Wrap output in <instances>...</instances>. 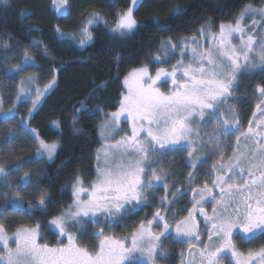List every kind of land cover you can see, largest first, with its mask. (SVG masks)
Listing matches in <instances>:
<instances>
[{"label":"snow or ice","instance_id":"6c2138e0","mask_svg":"<svg viewBox=\"0 0 264 264\" xmlns=\"http://www.w3.org/2000/svg\"><path fill=\"white\" fill-rule=\"evenodd\" d=\"M9 6V0H0V10ZM144 6L145 0H129L127 6L115 0H94L82 7L78 31H64L55 24L52 38L82 52L95 45V33L103 25L105 47L90 53L88 59L99 60L107 51L111 53L110 63L104 66L114 65L118 70L124 57L112 49L113 42L132 39L142 29L171 32V25L189 11L187 6L172 4L166 19L151 16L142 22L135 12ZM50 7L58 19L71 15V0H50ZM105 8L109 9L107 13ZM234 9L226 22L217 25L208 19L194 34L161 38L147 62L124 75L125 90L117 110L106 111L97 104L91 111V115L105 117L98 128L101 146L91 156L95 177L86 181L76 169L64 185H57L54 176L70 160L62 161L55 172L49 171L63 149L64 122L50 121V128L58 133L51 140L32 126L48 96L58 87L63 66L49 68V78L41 86L38 71L43 70L36 54L47 58L51 46L41 39L22 46L6 28L0 33L8 37L0 39V186L5 189L0 191V264H159L168 257L166 241L187 244L192 257L196 249L199 264H264V244L247 251L237 244V240L251 244L264 238V85L257 84L254 89L258 93L259 119L253 112V119L244 129L238 110V102L246 98L238 91L241 78L264 75V0H246ZM32 15L31 9L19 11L22 19ZM27 29L29 35L41 31L32 23ZM17 56L19 62L12 63ZM177 56L179 59L172 63ZM108 86L106 80H101L78 102V107H73V134L82 132L77 124L89 112L88 101H99L96 93ZM25 105L30 106L21 116ZM122 117L129 128L121 127ZM236 133L237 145L243 137L246 150L237 147L225 157L222 144ZM33 145L31 155L23 158L21 154ZM185 153V166L192 171L184 181L188 187L181 190L169 177L173 175L175 156L184 157ZM169 157L173 159L165 167ZM206 157H217L208 173L212 179L193 186L198 166L208 163ZM41 177L48 182L42 183ZM55 187L61 194L70 187L72 202L43 223L56 230L58 236L66 237L68 243H38L40 223L18 226L10 236L4 211L11 209L29 218L36 212L50 215L49 207L59 202L54 200ZM189 191L191 207L174 208ZM33 199L36 203L28 202ZM153 202L151 216L145 215L127 235L107 234ZM206 204L212 205L211 214ZM178 212L187 214L177 218ZM198 216L203 218V228ZM89 227L92 239L98 241L91 249L78 244L77 236L72 234L79 229V236L86 238ZM204 235L207 242L201 239Z\"/></svg>","mask_w":264,"mask_h":264},{"label":"trees","instance_id":"16d2710c","mask_svg":"<svg viewBox=\"0 0 264 264\" xmlns=\"http://www.w3.org/2000/svg\"><path fill=\"white\" fill-rule=\"evenodd\" d=\"M92 2H94V0H71V15L67 18L59 19L50 7V0H9L10 6L0 10V33H3L6 28L8 32L13 34L15 41H19L22 46L28 45L32 39H41L44 43L51 46V54L47 58L41 57L39 53L36 54L39 68L43 70L38 71V75L41 81H43L41 86L49 78V68H60L63 66V70L59 75L58 87L50 93L43 106V111L32 125L38 128L45 138L51 140L56 139L58 133L50 128V121L53 119H60L64 122V135L61 138L63 149L59 151L58 157L55 163L49 167V171L55 172L57 166L64 160H70L71 162L54 176L57 185H64L71 181L76 169H79L86 181L95 177V162L91 159V156L96 149L100 147L97 137L100 118L98 114L91 115V111L97 104H100L104 110L110 112L118 108L124 75L132 68L139 67L142 63L147 62L149 53L155 52L158 49V40L166 36L179 39L185 35L194 34L195 30L208 19L215 21V24L226 22L230 19V12L235 10L234 5L242 4L246 2V0H145V6L135 12L137 20L142 22L148 20L151 16H159L161 20L166 19L169 6L172 4H178L181 7L187 6L189 11L182 19L177 20L171 25V32L158 33L142 29L138 31L132 39L113 42L111 45L112 49L120 52L124 57L119 63L118 70L114 65L112 67L104 66L110 63L109 56L111 53L107 51H105L99 60L88 59L90 53L96 52L97 49L101 47H105L102 43L106 36L103 25L99 26V29L95 33V45L82 52L71 49L52 38L53 34L51 29L55 24H60L64 31H78L79 23L81 19H83L81 9L83 6ZM95 2H99V0H95ZM115 2L120 6H127L129 0H115ZM161 5L163 9L159 7ZM22 8L31 9L33 15L28 19L20 18L19 11ZM112 10L114 11L115 9ZM104 11L107 13L109 9L105 8ZM30 23L38 25L41 31L34 30L31 32V35H29L27 26ZM0 39H8V37L0 35ZM14 61L15 60H13L12 63H14ZM17 62H19V60ZM150 68L152 69L151 65ZM19 79L20 78L17 77V80ZM242 79L245 87L241 86L238 91L244 94L246 98L238 102V110L240 123L243 127L244 125H248V121L255 111L256 104L258 103L256 99L258 94L254 92V89L257 84L264 85V75L255 77L251 83L245 82L246 80L244 78ZM101 80H106L109 86L105 90L96 93V96L100 97L99 101L96 99L88 101L87 106L89 112L83 114L80 123L77 124V127L82 129V132L80 134H73L70 128L73 107H78V102L84 100L88 93L91 92L95 85ZM29 106L30 105L22 106L20 112H25L26 108ZM0 140L2 139L0 138ZM34 148L35 146L33 145L31 146V150L24 151V153L21 154L22 157L27 158L30 156ZM10 163H15V160H11ZM184 163V160L175 157V164L172 165L173 175L169 177V180L175 188L184 189L188 187L184 181L186 180L187 173L192 171V169L184 166ZM164 165L165 167L169 166L168 163ZM40 166L46 167L44 164ZM208 167V163L203 167L198 166V172L193 186L198 187L199 185H203L205 179H209L206 173ZM14 179H16V177H14ZM41 182L46 184L48 182L47 178L41 177ZM0 191H5V189L0 186ZM31 191L32 190L29 189V192ZM53 191L56 193L54 200L59 202L56 203L54 207H49L48 212L50 215H42L36 212L29 218L11 209L4 211L3 220L9 228V233L14 232V230L21 225L35 226V224L40 223V243H48L49 246H51L58 244L61 240L64 242L66 237L58 236L56 231L43 222L49 220L51 215H55L71 203V188L69 187L63 194L59 192L58 187L53 188ZM159 194L162 195V192ZM27 195L28 193H25L26 198ZM189 196L190 193L188 192L187 195L178 200L183 205L179 209L191 207ZM28 202L36 203V200L33 199ZM0 204H3V200H0ZM154 207L155 202H153L151 206L145 207L143 211L138 214L132 215L130 218L121 221L120 225L115 227L116 230L113 228L108 231L107 234L117 237L127 235L128 232L132 230L133 225L137 224L145 215L151 216ZM184 215H186V212H178L177 218ZM79 232V229H75L72 234L77 236V242L81 246L91 249L98 243V241L92 239L91 227L88 229L86 238L79 236ZM168 243V257L167 259L160 260L159 264H179L181 258L179 255L180 250H183L180 246L181 244L172 243L171 241H168ZM259 243L248 244L247 248H257L261 244H264V240H261V243ZM10 246H14L12 241H10Z\"/></svg>","mask_w":264,"mask_h":264},{"label":"rangeland","instance_id":"374dc122","mask_svg":"<svg viewBox=\"0 0 264 264\" xmlns=\"http://www.w3.org/2000/svg\"><path fill=\"white\" fill-rule=\"evenodd\" d=\"M53 11V10H52ZM111 22V21H110ZM218 25V24H217ZM201 42L203 43V40H201ZM176 59H179V56H177V57H175L174 59H172V63H175V61H176ZM15 61H14V63L15 62H17L18 60H19V56H17L15 59H14ZM13 62V61H12ZM166 66V65H165ZM151 69V68H150ZM152 70V72L154 73V71H155V69L154 68H152L151 69ZM28 73L26 72V73H24V75L26 76ZM257 76H261V74H256V75H253V76H243L242 78H244L246 81L245 82H247V83H251L252 82V80L255 78V77H257ZM20 78V77H19ZM241 78V86H244V82H243V79ZM123 81V80H122ZM41 83H43V81H41ZM245 87V86H244ZM125 89H124V87H123V84H122V92L124 91ZM162 90H166V88H162ZM258 94V93H257ZM13 98H14V94H13ZM10 106V103L9 104H6L5 105V107L7 108V107H9ZM119 106V105H118ZM117 110V109H116ZM115 110V111H116ZM254 112H256V118L257 119H259V116H260V114H259V112H257V110H256V108H255V111ZM25 113H26V111L25 112H23V113H19V115H21V116H23V115H25ZM99 115V118H100V121H99V125L105 120V117H103L102 115H100V114H98ZM253 119V116H251L250 117V119L249 120H252ZM121 120H122V123H121V127H123V128H129L130 126L128 125V124H126V123H124L123 122V117L121 118ZM249 122V121H248ZM99 125H98V128H99ZM248 126V125H247ZM247 126L246 125H244L242 128H244V129H246L247 128ZM239 135V133H236V135H233V136H229L228 138H227V140L222 144V148H223V150H224V155H225V157H229V156H231L232 155V150L233 149H236L237 147H239V149L240 150H246L245 148H244V145H245V143H246V141H245V139L243 138V137H241V139H240V143H239V145H237V142H236V136H238ZM97 137H98V141H99V143H100V141H101V137H100V133H99V131H98V129H97ZM1 139H2V137H0ZM119 137H117V139H118ZM257 139H259V138H257ZM249 143V145H250V142H248ZM101 146V145H100ZM19 147V146H18ZM24 153V152H23ZM186 153L184 154V157H180V156H175L176 158L178 157V158H180V159H182V160H184L185 161V157H186ZM5 159H8L7 157H4ZM207 158V157H206ZM173 159V157H169L168 158V160H165L164 161V164H169V162L171 161ZM208 159V169L206 170V173L208 174L209 173V171H210V169H211V167H212V163H214L215 162V160L217 159V157H211V158H207ZM10 161L11 160H9V163H10ZM182 163V162H181ZM175 164V163H174ZM183 164V163H182ZM206 165V164H205ZM204 165V166H205ZM184 166H185V163H184ZM210 179H212V177H210L209 176V180ZM199 186H202V185H199ZM198 186V187H199ZM181 190H183L182 188H181ZM217 192H219V189H217L216 190ZM189 193H190V196H189V200H191V192L189 191ZM164 193L162 192V195H163ZM72 202V201H71ZM183 205L179 202V201H177L176 202V204L174 205V208H176V209H179L180 207H182ZM205 207L207 208V210H208V212H209V214H211V208H212V205L211 204H206L205 205ZM185 208V207H184ZM181 209H183V208H181ZM181 213V212H180ZM187 214V213H186ZM198 219L201 221V228H203V218L202 217H199L198 216ZM27 227H33V226H27ZM53 229V228H52ZM11 230V229H10ZM54 230V229H53ZM114 230H116V228H114ZM54 231H56V230H54ZM10 232V231H9ZM9 235L11 236L12 235V233H9ZM205 237H206V235H204V236H202L201 237V239L205 242V240L207 241V238L205 239ZM40 238V237H39ZM39 238H38V243H40V240H39ZM170 242V241H169ZM64 244H67L68 243V241H67V238L64 240V242H63ZM166 243V247L168 248L169 246H168V241H166L165 242ZM40 244H42V243H40ZM48 244V243H47ZM176 244H181L180 246L182 247V249L183 250H180V254L179 255H181V254H185L184 256H187L188 255V261L189 262H195L196 264H198V262H199V255H198V253H197V251H196V249H193L192 251H193V253H195V256L194 257H192V256H190L189 255V250H188V245L187 244H182V243H176ZM49 245V244H48ZM239 245V244H238ZM51 246H57V244L56 245H51ZM13 247H15V244H14V246ZM198 247H200V244L199 243H197V248ZM196 258H198L197 260H196Z\"/></svg>","mask_w":264,"mask_h":264},{"label":"flooded vegetation","instance_id":"af4514ba","mask_svg":"<svg viewBox=\"0 0 264 264\" xmlns=\"http://www.w3.org/2000/svg\"><path fill=\"white\" fill-rule=\"evenodd\" d=\"M205 239H206V237H205ZM261 240H264V238H261V239H258V240H256V241H254L253 243H261ZM259 241V242H258ZM205 242H207L206 240H205ZM259 243V244H260ZM237 244H239V246H240V248H241V250L242 251H247V249H249V248H247V246H248V244H245V243H242L241 241H239V240H237ZM185 254H182V255H180L181 256V258H180V262H179V264H181V261L183 260L184 261V264H196L194 261L193 262H189L188 261V255L187 256H184ZM198 258H196V260H197ZM198 264H199V262H198Z\"/></svg>","mask_w":264,"mask_h":264}]
</instances>
